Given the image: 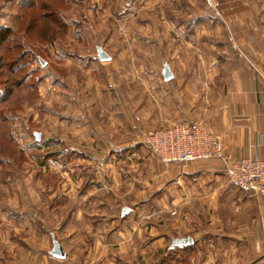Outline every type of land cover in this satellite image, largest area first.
I'll use <instances>...</instances> for the list:
<instances>
[{
  "label": "crops",
  "instance_id": "0c3cea01",
  "mask_svg": "<svg viewBox=\"0 0 264 264\" xmlns=\"http://www.w3.org/2000/svg\"><path fill=\"white\" fill-rule=\"evenodd\" d=\"M213 6V24L210 25L213 28L208 27L211 31L205 28L203 38L195 39L189 33H182L191 46L195 45L182 52L197 49L195 60L176 66L170 64L174 77L167 81L160 79V83L153 85L154 93H150L153 122L162 125L202 120L221 135L229 156L264 158V0H213ZM200 17V27L207 20L211 21L205 14ZM177 28L183 32V28ZM102 81L105 83L107 79ZM108 98L103 93L91 102L93 110L85 107L87 112H70L74 143L53 137L59 144V156L40 159L36 166L42 175L38 177L33 172L32 183L35 186V180L38 182L35 187L41 197L32 209H18L36 217L43 232L50 228L39 221L40 213H67L69 222L67 219L59 221L56 216L52 225L53 230L60 232L82 229V223L93 222L92 229L101 231L95 241L98 252L94 249L92 254L85 253L86 256L75 261L72 253L58 258L46 249L36 255L37 260L53 264H121L125 258L119 253L125 244L129 241L131 247L142 241V233L133 231V225L140 224L143 218L150 221L139 226L141 232L156 233L149 245L160 247L170 240L166 245L169 251L175 249L170 247L174 238L189 236L193 239L191 244L173 250L181 264H254L264 257V195L232 185L219 160L157 163V159L150 156L147 161L156 165L151 171L158 173L157 181L150 187L138 183L131 191L125 190L126 193L117 191L127 186L126 180L130 178V174L122 173L126 158L135 166L140 159L131 156L143 153L139 145H126L125 139L115 141L108 137L109 118H116L118 130L125 134L124 126L119 124L126 119L128 110L125 97L110 105L109 110ZM63 114L60 118L65 120ZM82 131L87 134L84 141L87 148L103 156L83 152L78 143L81 139L78 133ZM5 162L11 163L10 160ZM70 164L75 168H70L68 181L61 171H66ZM53 165L62 167L60 173L51 169ZM51 171L58 174V182L49 188L44 184ZM139 178L140 181L141 173ZM38 184L43 189L38 188ZM47 200H51L50 205H46ZM126 201L130 205L132 202V212L121 217ZM8 208L6 204L7 212ZM57 236L64 249L72 246L71 239L68 243ZM22 245L29 247L27 242ZM77 250H73L76 255Z\"/></svg>",
  "mask_w": 264,
  "mask_h": 264
},
{
  "label": "rangeland",
  "instance_id": "374dc122",
  "mask_svg": "<svg viewBox=\"0 0 264 264\" xmlns=\"http://www.w3.org/2000/svg\"><path fill=\"white\" fill-rule=\"evenodd\" d=\"M213 10V0H0V31L5 27L13 30L0 50V110L10 118L6 120L0 116V264H53L38 261L36 255L52 248L51 230L55 217L69 222L68 214L49 212L37 215L39 221L50 228L43 232L36 217L18 209H32L41 197L35 187L38 182L35 180V186L32 183L33 172L38 177L42 175L36 166L39 155L46 153L47 149L49 153L59 149L58 141L47 140L58 136L65 142L74 143L68 115L87 112L85 107L93 110L91 102L103 93L110 99L109 110L110 105H115L122 97L126 98L128 109L127 117L122 121L124 124H119L124 126L125 134L118 130L117 119L109 118L108 137L115 141L125 139L126 145H139L143 153L136 152L131 156L140 159L135 166L126 158L122 173L130 174V178L126 180L125 189L120 187L117 190L119 193L131 191L138 183L150 187L157 181L158 173L151 171L156 165L147 161L150 156L156 158L157 163H175L164 161L143 138L152 130L187 122L156 125L151 116L150 93L155 89L153 85L164 79L162 69L165 62L176 66L195 60L197 49L182 52L188 46L195 48L183 34L203 38L205 30L213 28L210 26L213 24ZM200 14H205L211 21L207 20L200 27ZM177 27L183 28V32ZM98 46H102L111 59L99 60ZM11 65L17 67L15 73L10 70ZM103 78L107 82L103 83ZM17 79H23L24 84L10 90L11 80ZM103 85L105 90H102ZM62 113L65 120L60 118ZM196 122L206 124L202 120ZM78 134L83 152L89 156H103L87 148L85 131ZM102 154L106 156V153ZM6 160L11 163L6 164ZM59 168L62 167L53 165L51 169L60 173ZM70 168L75 167L70 164L66 171H61L66 180ZM53 171L44 186L52 188L57 185L58 174ZM38 186L43 189L40 184ZM126 202L129 211L121 217L132 212V202L131 205ZM45 203L50 205L51 200ZM6 204L10 207L9 212L5 209ZM149 221L150 218H143L140 224H132L133 231L142 233V241L131 247L129 241L125 244L119 253L125 258L121 264H166L165 258L172 257L166 246L170 240L160 246L164 249L149 245L156 233L145 234L139 228ZM87 222L78 230H53L55 239L60 242L58 234L68 243L72 240V246L64 250L68 255L72 253L75 261L92 254L96 250L95 241L101 236V231L92 229L93 222ZM23 241L29 243V247L22 245ZM72 249H79L78 255ZM167 264H181L180 257Z\"/></svg>",
  "mask_w": 264,
  "mask_h": 264
},
{
  "label": "built area",
  "instance_id": "2783aa9c",
  "mask_svg": "<svg viewBox=\"0 0 264 264\" xmlns=\"http://www.w3.org/2000/svg\"><path fill=\"white\" fill-rule=\"evenodd\" d=\"M144 141L164 161L183 163L190 160H219L228 181L248 192L264 195V158H234L226 153L220 135L203 122L176 123L145 134ZM254 264H264V257Z\"/></svg>",
  "mask_w": 264,
  "mask_h": 264
},
{
  "label": "water",
  "instance_id": "95a60500",
  "mask_svg": "<svg viewBox=\"0 0 264 264\" xmlns=\"http://www.w3.org/2000/svg\"><path fill=\"white\" fill-rule=\"evenodd\" d=\"M97 54H98V59L101 61H106V60L111 59V56L109 55V53L102 46L97 47ZM162 75L166 81L170 80L171 78L174 77V73H173V71L170 67V64L168 62H165L163 65ZM36 136H37V139H40L39 133H36ZM128 211H129L128 207H126V206L123 207L122 215L124 216ZM192 241H193V239L189 236L188 237H177V238L173 239V241L171 243V247L172 248H174L176 246L183 247L185 245L191 244ZM49 252L52 256L58 257V258H64L66 256V252H65L63 246L55 238L53 239V246Z\"/></svg>",
  "mask_w": 264,
  "mask_h": 264
},
{
  "label": "trees",
  "instance_id": "16d2710c",
  "mask_svg": "<svg viewBox=\"0 0 264 264\" xmlns=\"http://www.w3.org/2000/svg\"><path fill=\"white\" fill-rule=\"evenodd\" d=\"M12 32H13V30H12V28L11 27H5V28H3V29H1V31H0V50L2 49V46H3V44L6 42V40L11 36V34H12ZM1 66V65H0ZM11 66H13V65H11ZM22 67V66H21ZM15 68H17V67H11V71L13 72V73H15L16 72V69ZM24 84V81H23V79H17V80H15V81H12L11 80V86H10V90H12V87H21L22 85ZM4 111H1L0 110V116L1 117H3L4 119H6V120H8V119H10L9 117H8V115H7V113H3ZM3 114V115H2ZM11 137V140L13 139V137L12 136H10ZM56 141V139H52V140H47L48 142H52V141ZM48 150V149H47ZM47 150H46V153H42V155L40 154L39 156V158L40 159H47L49 156H50V158L52 157V158H56V157H58L59 156V154H60V149H56L55 151H51L50 153L49 152H47ZM49 151V150H48ZM176 249V248H175ZM175 249H170L169 251L170 252H172V254L173 255H171L172 257H170V259H168L169 257L167 256V258H165V260H166V264H167V262H170L173 258H174V253H173V250H175Z\"/></svg>",
  "mask_w": 264,
  "mask_h": 264
}]
</instances>
